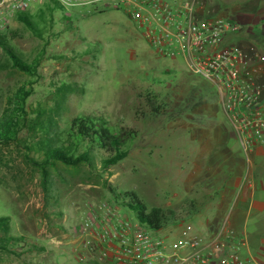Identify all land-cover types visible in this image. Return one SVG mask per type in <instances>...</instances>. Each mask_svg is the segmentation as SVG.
I'll use <instances>...</instances> for the list:
<instances>
[{"label":"rangeland","instance_id":"obj_1","mask_svg":"<svg viewBox=\"0 0 264 264\" xmlns=\"http://www.w3.org/2000/svg\"><path fill=\"white\" fill-rule=\"evenodd\" d=\"M1 1L0 32L20 57L38 67L35 76L0 70V114L11 108L15 94L24 96L20 89L30 94L17 141L0 145V217L10 218L11 235L24 238L15 253L0 254V264H109L102 244L99 250L81 242L107 238L105 232L114 230L110 219L119 211L136 223L104 181L118 191H134L149 208L178 213V223L153 235L173 245L188 237L208 240L219 205L232 196L231 183L253 178L252 155L242 152L212 85L193 76L182 59L154 54L120 10H50L49 0H31L24 11L42 32L37 37L9 11L10 3ZM259 1L204 0L200 18L235 21L233 15L251 13ZM259 12L264 18V9ZM259 33L248 34L244 27L241 40L262 60V49L252 41L264 43ZM259 81L264 84V77ZM149 94L160 104L158 114L145 101ZM38 108L51 125L46 135L51 144L68 141L72 118L93 116L128 138L127 156L106 171L98 164V172L59 164L44 191L40 171L27 160L41 157L28 150L41 141L40 130L29 123Z\"/></svg>","mask_w":264,"mask_h":264},{"label":"built area","instance_id":"obj_2","mask_svg":"<svg viewBox=\"0 0 264 264\" xmlns=\"http://www.w3.org/2000/svg\"><path fill=\"white\" fill-rule=\"evenodd\" d=\"M30 1L2 0L1 4L10 3L9 11L16 13ZM56 1L63 7L124 12L154 54L182 59L193 76L212 85L244 154L264 143V84L259 81L264 77V58L233 42L240 29L236 22L200 18V0ZM110 232L105 235L115 245L109 264H255L245 253L244 239L228 228L206 241L181 239L171 249L164 237L153 235L155 231L129 223Z\"/></svg>","mask_w":264,"mask_h":264},{"label":"trees","instance_id":"obj_3","mask_svg":"<svg viewBox=\"0 0 264 264\" xmlns=\"http://www.w3.org/2000/svg\"><path fill=\"white\" fill-rule=\"evenodd\" d=\"M48 4L50 10L56 8L64 9L56 0H49ZM15 14L16 19L32 34L37 37L42 35L31 14L25 11H18ZM12 34H16V32ZM252 41L262 49L264 58V43L256 39H252ZM233 42L235 41L233 40ZM0 49L5 56V60L0 61V70L11 68L29 76H35L38 62L28 63L20 57L2 32H0ZM19 91L24 96L18 93L15 94L11 108L4 110L0 114V145L17 141L19 131L26 122L24 105L26 98L30 94L25 92L23 88ZM153 99L156 98L151 94L145 97L147 105L152 108V113L158 114L161 107L156 101L153 102ZM35 112L38 115L30 119L29 123L31 128L37 127L40 130L41 141L37 145L28 146V150L41 153V157L36 160L27 156V160L40 171L44 191H47L48 178L51 171L55 170L59 164L69 168L85 166L91 172H98V164L102 171H106L127 156L128 138L113 130L108 122L102 118L93 116H76L72 118L67 131L68 141L64 144L54 145V141L51 144L52 140L46 138L51 125L47 118L42 119L41 114L44 110L38 108ZM103 185L114 197L115 203L117 202L134 215L136 226L140 228L159 231L169 224L178 223L181 219L178 213L171 209L147 207L134 191H118L106 181H104ZM195 203L193 201L190 204L193 213L198 212L196 208H193ZM10 230V218L0 217V254H13L16 248H20L19 245L23 244L24 238L11 235Z\"/></svg>","mask_w":264,"mask_h":264},{"label":"crops","instance_id":"obj_4","mask_svg":"<svg viewBox=\"0 0 264 264\" xmlns=\"http://www.w3.org/2000/svg\"><path fill=\"white\" fill-rule=\"evenodd\" d=\"M203 2L204 0L200 1L201 4ZM260 3L259 7L254 8L255 10L253 9L254 11H251V13L238 12L233 15L234 18L232 19L240 26L237 34L233 36V40L244 50L249 49L248 44L241 40V31L244 27L248 30V34L259 33V30L260 33H264V18L260 17L259 12L264 9V1ZM256 25L259 27H256ZM250 153L252 155L250 170L253 178L247 179L250 180L251 184L247 180L245 183L239 177L231 183L232 196L219 205L220 214L216 218L217 224L210 229L206 236L207 239L212 238L222 228L233 230L244 239L245 253L254 259L255 264H264V162L261 160L264 158V143L256 145ZM114 208L118 210L116 206ZM110 220H112L110 229H120L126 223L136 226V224L129 222L130 220L120 211ZM177 234L176 238H178ZM94 239V242L82 241L81 243L86 248L91 243L99 250L100 247L101 249L104 247L107 249V253H110L115 245L108 238L100 240L96 237ZM167 244L168 248L171 249L173 243L167 242Z\"/></svg>","mask_w":264,"mask_h":264}]
</instances>
